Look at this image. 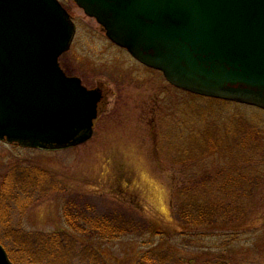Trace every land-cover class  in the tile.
<instances>
[{
  "label": "rangeland",
  "instance_id": "374dc122",
  "mask_svg": "<svg viewBox=\"0 0 264 264\" xmlns=\"http://www.w3.org/2000/svg\"><path fill=\"white\" fill-rule=\"evenodd\" d=\"M60 2L77 27L60 66L103 99L85 144L44 151L0 141V184L20 172L14 197L0 203V243L11 263L67 264L65 244L45 251L43 239H14L19 231L74 237L71 264H264V112L175 89L114 46L72 0ZM31 168L51 177L54 190L43 195L50 181L20 171ZM194 186L214 211L202 227L185 226L193 220L176 213L175 192ZM69 200L134 233L111 242L72 233ZM85 245L101 256L81 254Z\"/></svg>",
  "mask_w": 264,
  "mask_h": 264
},
{
  "label": "water",
  "instance_id": "95a60500",
  "mask_svg": "<svg viewBox=\"0 0 264 264\" xmlns=\"http://www.w3.org/2000/svg\"><path fill=\"white\" fill-rule=\"evenodd\" d=\"M131 57L190 94L264 111V0H73ZM75 25L58 0H0V141H89L101 92L65 75ZM0 264H12L0 244Z\"/></svg>",
  "mask_w": 264,
  "mask_h": 264
},
{
  "label": "trees",
  "instance_id": "16d2710c",
  "mask_svg": "<svg viewBox=\"0 0 264 264\" xmlns=\"http://www.w3.org/2000/svg\"><path fill=\"white\" fill-rule=\"evenodd\" d=\"M201 98V97H198ZM204 100H210V101H214L217 103H224V104H230V102H226V101H221V100H215V99H207V98H201ZM238 105V104H237ZM190 160L195 161L197 160V158H191ZM31 170H33V172L29 173ZM23 172V176L30 174V175H34L40 178L45 179L46 181H50V184L47 185L48 189H46L45 193L43 195H45L47 192L54 190V185H56V182L53 181V179L51 177H48L46 175V173H44L43 171H40L38 169L35 168H31V169H24V170H20ZM27 171V172H25ZM9 174L6 175V177L2 180L1 184H0V203L1 205H3L4 203V199H6L8 197V194L11 192V198L14 197V188L13 186L14 184V180L17 178L15 177V173H20L17 172V170H11L8 172ZM25 173V174H24ZM12 176L15 177L12 179ZM53 183V184H52ZM9 184L12 185V188H9ZM45 186H43L44 188ZM175 198H176V203H178V216L181 218H190L191 220H193L192 222H189L188 220L186 222H184L185 226L186 225H191V226H196V227H202L204 226L203 223L207 222L205 220H211L208 218H212V216L214 215V211L211 209L212 205L210 203H205V204H201L198 201V188L191 187V188H186L183 191H179V192H175ZM71 201V200H69ZM70 209H69V206ZM72 201L70 203H68L66 201V203L63 206V211H64V215H65V219H66V223L68 224L70 230L74 233L76 232V230H80L82 231V229L88 230L91 233L95 234L96 239L101 241L104 240V242H111L114 241L118 238H120L121 236H123L124 234L127 233H134L131 228H124L121 227L119 224H117V222L114 221H104L105 218L104 216H90V214H88V212H90V209H86V211H81L79 208H72ZM89 205V204H88ZM196 222V223H193ZM183 224V225H184ZM212 225V221L211 224ZM83 232V231H82ZM147 233H149L148 230H146ZM17 234H21L18 235V237L14 238V239H32L33 237L37 238V239H43L44 241H41V245L43 247V243H44V247H45V251L46 250H50L51 247H55L57 246V244H59L60 242L65 244V248L62 251V257L60 258V260H65L67 262V264H71L70 262V257L72 258V253L76 250V243H75V239L73 237H69L67 235H63L60 233H52V234H27V233H22L17 231ZM83 236H87L90 237L88 235H83ZM93 236V235H92ZM25 244V242H24ZM5 248V247H4ZM80 249V252L82 254V252H85L87 254V251L91 254V255H98V253L90 246L85 245L84 247H78ZM27 249V248H26ZM52 250H60V248L57 249V247H55ZM8 253V252H7ZM8 256L10 257V255L8 254ZM99 256V255H98ZM75 257V256H74ZM11 259V257H10ZM13 264L14 261H13Z\"/></svg>",
  "mask_w": 264,
  "mask_h": 264
},
{
  "label": "flooded vegetation",
  "instance_id": "af4514ba",
  "mask_svg": "<svg viewBox=\"0 0 264 264\" xmlns=\"http://www.w3.org/2000/svg\"><path fill=\"white\" fill-rule=\"evenodd\" d=\"M131 59H132V58H131ZM133 61H135V60H133ZM135 62H136V61H135ZM136 63H137V62H136ZM137 64H139V63H137ZM139 65H141V64H139ZM141 66H142V65H141ZM143 67H144V66H143ZM100 89H103V88L100 87ZM102 99H103V93H102ZM102 99H101V101H102ZM101 101H100V102H101ZM99 104H100V103H99ZM99 104H98V106H99Z\"/></svg>",
  "mask_w": 264,
  "mask_h": 264
}]
</instances>
